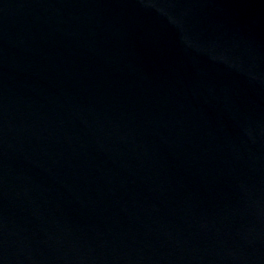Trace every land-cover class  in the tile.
Here are the masks:
<instances>
[{
  "label": "water",
  "instance_id": "95a60500",
  "mask_svg": "<svg viewBox=\"0 0 264 264\" xmlns=\"http://www.w3.org/2000/svg\"><path fill=\"white\" fill-rule=\"evenodd\" d=\"M0 264H264V0H0Z\"/></svg>",
  "mask_w": 264,
  "mask_h": 264
}]
</instances>
